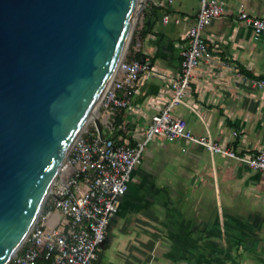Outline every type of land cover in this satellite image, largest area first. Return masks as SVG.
I'll list each match as a JSON object with an SVG mask.
<instances>
[{
    "label": "crops",
    "instance_id": "obj_1",
    "mask_svg": "<svg viewBox=\"0 0 264 264\" xmlns=\"http://www.w3.org/2000/svg\"><path fill=\"white\" fill-rule=\"evenodd\" d=\"M219 1L222 16L203 31L213 58L194 69L184 103L171 115L195 135L249 154L264 148V94L236 66L264 77V38L237 15L243 4L249 15L264 16V0ZM198 10L199 0H171L158 8L151 33L136 34L130 57L139 52L150 70L110 131H120L123 143L141 141L151 115L170 100ZM111 218L112 242L104 260L94 263L99 247L91 264H264V173L191 142L150 141Z\"/></svg>",
    "mask_w": 264,
    "mask_h": 264
},
{
    "label": "water",
    "instance_id": "obj_2",
    "mask_svg": "<svg viewBox=\"0 0 264 264\" xmlns=\"http://www.w3.org/2000/svg\"><path fill=\"white\" fill-rule=\"evenodd\" d=\"M145 3L0 0V264L14 259L73 142L116 87Z\"/></svg>",
    "mask_w": 264,
    "mask_h": 264
},
{
    "label": "built area",
    "instance_id": "obj_3",
    "mask_svg": "<svg viewBox=\"0 0 264 264\" xmlns=\"http://www.w3.org/2000/svg\"><path fill=\"white\" fill-rule=\"evenodd\" d=\"M148 1L159 8L171 3V0ZM222 14L221 1L199 0L198 13L187 31V45L180 51L179 72L170 82L172 96L161 110L151 115L143 139L132 144L116 143L104 135L114 128L116 116L128 106L142 75L150 70L147 59L128 57L116 87L99 107L103 120L101 135L93 122L75 139L59 166L42 212L10 264H91L97 258L118 201L128 190L133 169L140 163L146 145L154 139L191 142L212 155L234 159L264 173V148L238 154L209 136L195 135L183 118L171 115L174 106L184 103L194 69L201 61L213 58L203 31ZM237 18L250 27L255 37L264 38V16L249 15L244 5L239 4ZM167 19L163 14L162 21L166 23ZM252 81L264 94V79Z\"/></svg>",
    "mask_w": 264,
    "mask_h": 264
},
{
    "label": "trees",
    "instance_id": "obj_4",
    "mask_svg": "<svg viewBox=\"0 0 264 264\" xmlns=\"http://www.w3.org/2000/svg\"><path fill=\"white\" fill-rule=\"evenodd\" d=\"M159 7H155L153 5H149V7H145L144 10H143V13H142V22H141V27L138 28V31H137V35L139 37H143L145 36L146 34H149L151 33L152 31V28H153V25H154V20H155V17H156V12L158 10ZM142 57V55L139 53V52H135L134 55L132 56V58H135V59H140ZM129 58L130 55H129ZM237 70L238 72L241 74V75H244L250 79H260V78H263L264 77H253L248 71H246L242 66L240 65H237ZM122 122V118H121V115H118L116 116L115 118V124H114V128H118V126L121 124ZM120 133V131H118L117 133L115 132H112V133H104V135L106 136H109L111 137L116 143H121L122 141L118 140L117 139V135Z\"/></svg>",
    "mask_w": 264,
    "mask_h": 264
},
{
    "label": "rangeland",
    "instance_id": "obj_5",
    "mask_svg": "<svg viewBox=\"0 0 264 264\" xmlns=\"http://www.w3.org/2000/svg\"><path fill=\"white\" fill-rule=\"evenodd\" d=\"M147 2L148 0H146V3H145V7L147 6ZM144 7V8H145ZM141 22V20H140ZM140 25V24H139ZM94 118H97L99 122H101V124H103V120H102V111L100 108H98L96 110V115H93V117L90 118V120L87 122V124L85 125V127H89L92 125L93 123V119ZM103 126V125H102ZM103 132H105V130H103ZM42 212V210H41ZM40 212V213H41ZM39 217V216H38ZM114 219V218H113ZM113 219L111 218L105 228V233H104V238H103V241L102 243L100 244V247H101V254H100V257L98 259H96V261L94 263H101L102 260H104V254L107 250V247H109L110 243L112 242V238H113V234H112V231H111V228H112V221Z\"/></svg>",
    "mask_w": 264,
    "mask_h": 264
},
{
    "label": "bare ground",
    "instance_id": "obj_6",
    "mask_svg": "<svg viewBox=\"0 0 264 264\" xmlns=\"http://www.w3.org/2000/svg\"><path fill=\"white\" fill-rule=\"evenodd\" d=\"M93 115H96V112Z\"/></svg>",
    "mask_w": 264,
    "mask_h": 264
}]
</instances>
